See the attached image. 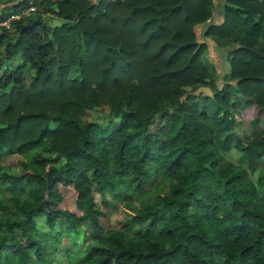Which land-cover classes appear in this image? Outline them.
<instances>
[{
  "label": "trees",
  "instance_id": "1",
  "mask_svg": "<svg viewBox=\"0 0 264 264\" xmlns=\"http://www.w3.org/2000/svg\"><path fill=\"white\" fill-rule=\"evenodd\" d=\"M227 2L223 22L206 31L233 45V100L225 90L205 96L223 109L215 117L188 99L215 86L194 31L213 0H58L64 18L44 34L34 16L2 27L0 150L22 156L25 172L0 174L17 188L0 198V262L9 246L15 264L41 257L36 216L51 229L88 223L101 233L99 200L120 189L142 200L159 175L169 185L156 203L142 201L75 264H264V0ZM98 108L118 119L110 130L94 120ZM241 110L245 167L217 148Z\"/></svg>",
  "mask_w": 264,
  "mask_h": 264
},
{
  "label": "rangeland",
  "instance_id": "2",
  "mask_svg": "<svg viewBox=\"0 0 264 264\" xmlns=\"http://www.w3.org/2000/svg\"><path fill=\"white\" fill-rule=\"evenodd\" d=\"M58 0H0V21L8 19L11 15L16 17H26L32 19L37 17L40 21L36 25L37 32L44 34L55 25H58L63 16H60L55 11V4ZM95 1V0H90ZM23 3L22 7L13 12L15 5ZM228 6L227 0H213V15L206 21L201 22L194 27L196 40L205 46L201 56L202 63L207 67L209 72L216 78L215 86H210L214 95H221L222 90L230 93L228 102L233 100V93L235 91L236 81L230 80V59L233 45L228 38L222 41H217L213 36L207 35L206 31L209 27L220 25L223 22L224 8ZM9 30L12 29V24L9 23ZM7 29V30H8ZM3 29L0 27V34ZM5 36L6 33H3ZM9 35L6 36V38ZM3 44L0 46V53L3 51ZM6 63L1 60L0 75L3 74ZM194 90H190L189 101L195 102L200 109H204L208 116L215 117L223 112V109L212 98H205L204 94L195 96ZM93 118L98 124L110 130L118 122L117 118L108 116L106 108H98L92 112ZM247 113L241 110V117L235 120L230 132L223 133L220 137V142L217 143L218 151L225 161L236 165L245 167L247 165L246 156L238 150L236 144L239 139L248 134ZM1 126V123H0ZM54 123H51V127ZM224 139L227 140L223 144ZM24 158L18 153H9L5 150H0V174L4 171L15 176L23 175L25 172L20 161ZM264 166V161H263ZM258 168L255 173L250 174V179L256 182L259 173ZM0 182V198L11 193H16L17 188ZM169 181L163 179L161 176H155L152 183L149 184V194L139 199L137 195H128L124 197V189L107 195L108 202L100 203V215L98 217L101 226L100 231L96 233L91 225L83 223L80 228L75 229H61L58 225L51 229L46 222L44 215L35 217L36 228L38 230V237L40 239L41 257L35 254L31 255V264H75L74 258L83 251L89 242H93L99 234H102L108 229L120 228L126 223H130L134 215L137 213L142 201L145 204H154L157 201V194L167 191ZM128 194V193H127ZM71 207V206H70ZM74 209L73 207H71ZM132 229H143V224L135 222L131 225ZM2 229V226H0ZM61 229V230H60ZM59 234L58 237H54ZM10 246L2 251V261L0 264H15L12 255L10 254Z\"/></svg>",
  "mask_w": 264,
  "mask_h": 264
},
{
  "label": "water",
  "instance_id": "3",
  "mask_svg": "<svg viewBox=\"0 0 264 264\" xmlns=\"http://www.w3.org/2000/svg\"><path fill=\"white\" fill-rule=\"evenodd\" d=\"M194 95L198 96L204 94L205 96L212 97L213 92L209 86H199L193 91Z\"/></svg>",
  "mask_w": 264,
  "mask_h": 264
},
{
  "label": "built area",
  "instance_id": "4",
  "mask_svg": "<svg viewBox=\"0 0 264 264\" xmlns=\"http://www.w3.org/2000/svg\"><path fill=\"white\" fill-rule=\"evenodd\" d=\"M18 18L19 17H16V15H11L10 17H8V19H4V20L0 21V27L8 29L10 27L9 23L12 24V21H14Z\"/></svg>",
  "mask_w": 264,
  "mask_h": 264
}]
</instances>
